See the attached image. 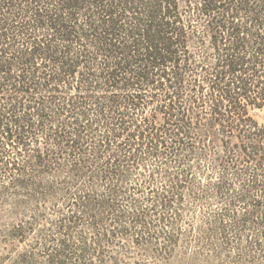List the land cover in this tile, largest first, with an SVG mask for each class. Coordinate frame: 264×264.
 <instances>
[{"label": "trees", "instance_id": "obj_1", "mask_svg": "<svg viewBox=\"0 0 264 264\" xmlns=\"http://www.w3.org/2000/svg\"><path fill=\"white\" fill-rule=\"evenodd\" d=\"M254 109L264 0H0L4 247L105 264L184 242L193 262L264 264ZM187 199L207 202L197 226Z\"/></svg>", "mask_w": 264, "mask_h": 264}, {"label": "rangeland", "instance_id": "obj_2", "mask_svg": "<svg viewBox=\"0 0 264 264\" xmlns=\"http://www.w3.org/2000/svg\"><path fill=\"white\" fill-rule=\"evenodd\" d=\"M252 114L260 123L264 122V109H254L252 111ZM183 203H184L183 207L186 210V211H183V217L181 221L183 226L185 227L187 226V218H188V221H191L192 224H194V226L199 225V222H201L200 212L202 211L203 207L207 204V202L204 199L196 201L192 205L195 207V212H192V213L188 209V206L190 205L188 199L187 201ZM2 242H3V238L0 236V264H20L16 262L15 260H16L17 253L21 249L17 248L13 252L12 251L8 252L9 247H4L5 245H3ZM187 246L188 247L186 248L183 242L181 247L178 248L179 251L185 252L184 253L185 258L181 254L176 253L175 256H173L172 258H169V260L165 262L154 260L153 258L146 256L144 251L140 249L127 247L125 248L127 250H124V253L113 252V254L114 255L116 254L117 255L116 257L119 258L118 263L115 261H112L110 263L111 255H106V258H109L110 260H108L107 263L105 264H201V261L199 260L193 262V260L190 259V256H191L190 250L194 248L190 246L189 243ZM111 250H114V249H111ZM109 253L111 254V252ZM39 264H43V263L40 262Z\"/></svg>", "mask_w": 264, "mask_h": 264}]
</instances>
